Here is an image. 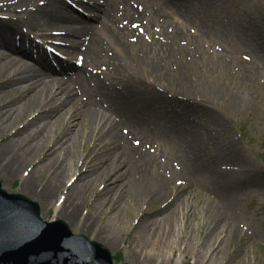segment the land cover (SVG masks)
Returning <instances> with one entry per match:
<instances>
[{
  "label": "rangeland",
  "instance_id": "rangeland-1",
  "mask_svg": "<svg viewBox=\"0 0 264 264\" xmlns=\"http://www.w3.org/2000/svg\"><path fill=\"white\" fill-rule=\"evenodd\" d=\"M96 1L102 4L106 0ZM106 2L102 17L89 24L99 36L103 30L99 43L100 63L88 61L86 72L90 68L93 75L113 86H119V81L141 79L146 84H155V88H149L165 92L171 100H176L172 97L176 93L169 91L168 86L184 85L196 91L193 101L198 114L196 117L185 114L190 121L187 137L202 148L203 158L194 163L188 161L184 155L187 150L182 149L183 133L163 121L149 130V138L133 137L139 144L131 143V147L151 155V166L145 168V176L151 174L156 183L168 184L172 191L169 204L176 197V187L187 185L194 194L188 203L191 210L185 206V210H180L182 218L177 225L178 234L186 236L189 243L183 245L181 242V246L174 247V251L166 254V260L171 264H264V0H214V8L200 0L192 4L175 0ZM200 10L203 11L197 12ZM128 28L132 29V34ZM135 33L139 35L137 40ZM134 51L138 59L132 58ZM122 58L126 71L116 73L113 68L124 62ZM180 97L183 98L179 96L177 100H187L193 106L190 100ZM107 105L105 103L104 107ZM24 121L18 124L21 130L33 118L29 115ZM125 131L129 128L119 127L121 135H126ZM91 135L88 132L78 147L79 160L93 155ZM6 154L5 159H10L11 154ZM239 154L245 161L237 159ZM135 162L141 164L138 159ZM30 175L25 167L16 179L0 172V184L7 193L32 201V193L21 191L23 180ZM49 180L50 175H47L44 181L35 184L36 190ZM104 181L105 178L98 180L88 191L87 202L80 208V221L87 216L90 207L106 205L105 201L115 195ZM64 197L65 189L55 195L51 208H41L43 219L62 221L74 234L89 238L91 232L82 231L80 223L73 225L66 218L57 217ZM125 198L119 197L118 209L110 214L99 213L96 222L100 227L111 231L115 226L120 230L115 246L101 245L110 252L116 264H140L137 252L129 250L131 241L140 227H145L149 220L154 221L157 213L169 204L161 202L146 211L144 201L148 198L141 202L129 196L126 202ZM204 198L215 203L222 219L226 218L224 204L228 203L238 228L232 241L226 244L223 256L213 263L197 257L201 240H208L217 225L208 211L201 212ZM184 214L190 218L181 225ZM203 216L208 222L201 227Z\"/></svg>",
  "mask_w": 264,
  "mask_h": 264
},
{
  "label": "bare ground",
  "instance_id": "bare-ground-1",
  "mask_svg": "<svg viewBox=\"0 0 264 264\" xmlns=\"http://www.w3.org/2000/svg\"><path fill=\"white\" fill-rule=\"evenodd\" d=\"M64 6V3L56 0H0V172L16 179L21 169L27 168L31 175L23 180L21 191L32 193V201L40 208H51L55 195L65 189L66 197L57 210V217L66 218L73 225L80 223L82 231L91 232L90 240L112 247L117 244L115 237L120 232L119 227L113 226L111 231L104 226L100 227L96 222L100 212L110 214L118 209L121 203L119 197L122 196L126 197V202L131 197L138 198L140 202L148 198L144 201L146 211L161 202L167 204L171 198L169 196L172 191H169L167 183H156L151 174L145 176V168L151 166V155L131 147V143L137 144L138 141L132 138H149L146 126L162 116L176 130L184 133L182 149L187 150L184 155L188 161H198L202 152L187 137L190 126L185 117L173 107H170L171 111H164L158 100L163 99L171 105L167 96L146 87V82L141 79L119 81L121 87L118 88L89 75L84 68L77 67L73 62L61 66L59 71L55 69L52 60L61 64V59L48 52L49 42L39 44L38 39L57 37L58 43L64 45L65 52L73 56L84 55L89 62L100 63L99 43L103 30L99 36L93 27H89L90 22H82L76 15L67 18ZM91 8V5H87L88 11ZM5 12L17 15L22 13L17 17L20 21H7L1 17ZM208 18L210 20L211 17ZM24 28L32 31L37 38H28L21 32ZM129 31L133 33L132 29ZM138 36L134 34L136 40ZM86 40L88 42L84 43ZM132 58L138 59L136 51ZM125 68L124 60L115 64L113 70L123 73ZM68 71L74 74L63 78L67 74H62ZM146 85L155 88V84ZM168 87L171 88L169 91L176 93L173 97L182 96L193 104L179 103L176 108L180 107L187 113H197L193 101L196 99L193 95L196 91L184 85ZM169 91L167 93H171ZM105 103H108L106 108ZM29 115L33 121L25 123L24 129H19L18 124L22 119L26 121ZM120 126L129 128L128 132L125 131L126 135L119 133ZM88 132L92 134L90 141L94 144L93 155L79 160L78 147ZM15 149H18L17 152H14ZM6 153L11 154L10 159H5ZM136 159L141 164L136 163ZM237 159L242 161V154ZM47 175H50V180L36 190L38 188L35 184L44 181ZM67 178L68 183H65ZM102 178L106 179V187L109 185L115 195L105 201L106 205L90 207L87 216L80 221V208L87 202L88 191ZM174 191V201L168 203L164 210L161 209L153 218L154 221L149 220L145 227H140L131 241L129 250L137 252L140 264H171L170 260H166L168 253L174 251L181 242L183 245L189 243L186 236L178 234L177 225L182 218L180 210H191L188 205L194 194L188 190L187 185L176 187ZM202 202L204 205L201 212L208 211V214L214 216V224L217 225L208 240H201L197 257L213 263L223 256L226 244L238 232L237 222L226 201L224 208L227 214L224 219L214 202L205 198ZM184 215L181 225L186 218H190ZM207 222L208 219L203 216L199 224L204 227Z\"/></svg>",
  "mask_w": 264,
  "mask_h": 264
},
{
  "label": "water",
  "instance_id": "water-1",
  "mask_svg": "<svg viewBox=\"0 0 264 264\" xmlns=\"http://www.w3.org/2000/svg\"><path fill=\"white\" fill-rule=\"evenodd\" d=\"M0 264H113L99 244L73 238L62 222L47 225L37 205L0 189Z\"/></svg>",
  "mask_w": 264,
  "mask_h": 264
},
{
  "label": "snow or ice",
  "instance_id": "snow-or-ice-1",
  "mask_svg": "<svg viewBox=\"0 0 264 264\" xmlns=\"http://www.w3.org/2000/svg\"><path fill=\"white\" fill-rule=\"evenodd\" d=\"M137 144H139V141H137Z\"/></svg>",
  "mask_w": 264,
  "mask_h": 264
}]
</instances>
